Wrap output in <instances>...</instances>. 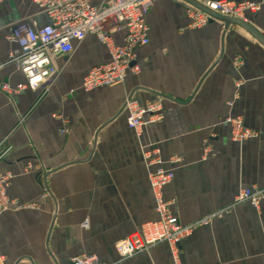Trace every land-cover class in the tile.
Wrapping results in <instances>:
<instances>
[{
  "label": "crops",
  "instance_id": "obj_1",
  "mask_svg": "<svg viewBox=\"0 0 264 264\" xmlns=\"http://www.w3.org/2000/svg\"><path fill=\"white\" fill-rule=\"evenodd\" d=\"M186 4L156 1L150 43L136 52L140 73L120 85L82 88L93 67L110 61L88 35L54 58L60 72L49 86L0 90V176H9L13 201L0 212V264H69L83 255L100 264H264V200L258 209L235 203L241 190L264 187V46L236 24L190 29ZM20 22L50 24L32 0H3L0 84L25 82L9 62ZM245 22L264 36V7ZM129 97L141 106L161 99V121L137 135L127 122ZM236 117L256 135L233 140L225 120ZM148 150L174 171L164 189L173 216L182 225L214 216L180 243L178 261L167 244L125 261L115 249L157 219ZM172 156L182 163L172 167Z\"/></svg>",
  "mask_w": 264,
  "mask_h": 264
},
{
  "label": "built area",
  "instance_id": "obj_2",
  "mask_svg": "<svg viewBox=\"0 0 264 264\" xmlns=\"http://www.w3.org/2000/svg\"><path fill=\"white\" fill-rule=\"evenodd\" d=\"M157 0H105L92 4L90 0H32L49 18L50 24L38 27L34 22H20L14 26L9 37L17 45L12 51L9 62L20 72L25 82L12 85L1 83V92L14 95L26 90H39L49 86L57 78L60 70L54 64V58L71 55L77 44L88 35H94L108 50L110 61L93 67L82 79L85 91L102 87H113L124 83L129 73L139 74L136 52L150 43V28L147 17ZM3 0H0V4ZM216 14L246 21L247 14H256L264 7V0H221L203 4ZM189 28L201 29L207 26L212 17L203 11L186 4ZM122 35V43L115 40ZM128 112V126L140 135L148 126L162 119V101L149 102L141 106L129 97L125 102ZM233 140L242 142L255 136V132L244 126L240 117L227 118ZM146 166L151 170L149 182L155 200L157 219L143 224L125 239L119 241L116 252L120 261H125L138 254L167 244L175 260L178 261L180 243L201 225L208 224L214 216L182 225L171 212V202L164 198V189L173 182V169H164L163 160L157 150L143 153ZM182 158L172 156L168 163L175 167L182 163ZM9 176H0V212L13 204L7 194ZM264 200L263 188H246L239 192L235 203H250L258 209ZM69 264H100L95 256H76Z\"/></svg>",
  "mask_w": 264,
  "mask_h": 264
},
{
  "label": "water",
  "instance_id": "obj_3",
  "mask_svg": "<svg viewBox=\"0 0 264 264\" xmlns=\"http://www.w3.org/2000/svg\"><path fill=\"white\" fill-rule=\"evenodd\" d=\"M183 1H185L187 4L194 6L197 9L203 11L204 13L208 14L209 16L212 17L213 21L218 20V21L225 23L226 25L236 24V25H239V26L245 28L255 38H257L259 40L260 45L264 46V36L260 32H258L255 28H253L248 22H245L243 20L236 19V18L220 16V15L216 14L215 12H213L212 10L205 7L203 4L197 2L196 0H183Z\"/></svg>",
  "mask_w": 264,
  "mask_h": 264
}]
</instances>
